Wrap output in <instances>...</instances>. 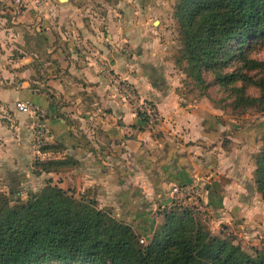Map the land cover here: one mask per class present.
I'll list each match as a JSON object with an SVG mask.
<instances>
[{"label": "crops", "instance_id": "0c3cea01", "mask_svg": "<svg viewBox=\"0 0 264 264\" xmlns=\"http://www.w3.org/2000/svg\"><path fill=\"white\" fill-rule=\"evenodd\" d=\"M15 19L0 29V192L47 174L35 162L49 160L62 163L48 174L54 184L69 191L77 185L78 197L96 199L137 232L156 228L174 186L191 184L203 187L212 223L264 220L248 161L258 134L178 94L180 81L162 64L147 21L110 33L105 44L101 32L85 28L82 36L76 22L74 35L52 22L32 31ZM61 23L69 27L71 18ZM119 83L151 102L159 123L144 120ZM19 101L43 117L19 112ZM43 145L52 149L42 152Z\"/></svg>", "mask_w": 264, "mask_h": 264}, {"label": "trees", "instance_id": "16d2710c", "mask_svg": "<svg viewBox=\"0 0 264 264\" xmlns=\"http://www.w3.org/2000/svg\"><path fill=\"white\" fill-rule=\"evenodd\" d=\"M176 20L183 43L177 64L205 89V75L226 87L235 108L264 106V61L248 57L249 42L264 41V0H180ZM237 60L240 68L227 71ZM241 83V85H238ZM259 90L258 97L246 87ZM144 120L148 117L140 115ZM254 182L264 199V136ZM49 145L41 146L49 152ZM61 162H35L40 173L60 171ZM191 212L177 205L164 210V222L144 245L130 224L100 208L96 199L76 197L49 178L39 192L16 201L0 193V264H264L224 235H214Z\"/></svg>", "mask_w": 264, "mask_h": 264}, {"label": "rangeland", "instance_id": "374dc122", "mask_svg": "<svg viewBox=\"0 0 264 264\" xmlns=\"http://www.w3.org/2000/svg\"><path fill=\"white\" fill-rule=\"evenodd\" d=\"M179 1L180 0H67L66 2H61L59 0H0V29H2V26H11L12 18H16L15 20L19 18L21 22L28 23L32 31L41 30L43 26H49V22H52L56 28L63 29V32L66 31L67 33L75 35L71 27L73 24L75 25L76 22V26L81 29L80 34L82 36L85 28L87 32L92 34L91 36H96L98 32H101L102 41L100 42L108 44V36L110 33L118 34L119 36L120 33L124 34L129 32V29L133 30L134 28H138L137 25H139L141 21H147L151 40L156 41L160 48L159 53H161L163 58L162 64H165L168 70L173 72L171 74H176L177 79L180 81L178 94L182 96L184 100L191 103H196L200 100L208 102L213 109L218 112L221 111L229 123L239 125L241 128L240 130H244L245 128H247V130L248 128L255 129L256 134H258L256 135V146L252 144L253 148L250 150L248 160L249 163L253 164L251 175L254 182V172L256 169L255 158L261 151L263 144L264 106L249 107L246 110L242 107L237 109L233 105L232 94L226 87L215 83L210 73L205 75L206 82L210 84L203 89L201 84H197L196 80L188 75L185 70L187 66L185 62L177 64V60L180 58L183 48L176 20V8ZM38 18L41 19L39 20ZM62 18H71V25L69 24V27H67V25L62 27ZM38 26H40V28H38ZM127 26L129 28H126ZM81 35H79V37H82ZM90 41L93 42L92 40ZM77 44L80 46L78 41ZM122 48L127 49L124 44ZM151 48L154 50L153 47ZM245 52L251 59L264 61V41L249 42ZM240 67L241 63L234 60L225 70L232 71ZM244 72L255 78L264 75L259 70H244ZM238 85H241V83H238ZM246 91L249 96H259V90L252 85H248ZM244 140H246V138ZM225 141L228 140L226 139ZM48 179L49 175L43 174L33 179L29 178L22 186L16 181L12 189L1 192L9 195V190H11L12 194H10V196L12 199L16 201H19L21 198L22 200H26L29 193L39 192L44 188ZM54 179H57V176H54ZM71 191L78 197L79 190L77 185H74ZM262 200L264 202V199ZM180 207L191 212L190 214L212 234L224 235L225 238L231 239L239 244L245 251L254 254L257 250H264V220L261 219L257 221L256 224L250 225L247 223H212L215 215L210 209L209 213H202L197 211L191 203ZM108 212L115 217V214H113L111 210L108 209ZM115 218L117 219V217ZM163 218L164 216H162L160 223L157 224L155 229L147 228L138 232L142 244L146 245L149 242L154 232L163 224Z\"/></svg>", "mask_w": 264, "mask_h": 264}, {"label": "built area", "instance_id": "2783aa9c", "mask_svg": "<svg viewBox=\"0 0 264 264\" xmlns=\"http://www.w3.org/2000/svg\"><path fill=\"white\" fill-rule=\"evenodd\" d=\"M14 19V18H12ZM122 91L126 97L138 103V112L140 115L148 117L153 123L157 124L160 121V115L155 106L149 101H139L135 90L128 84L119 83ZM16 109L25 114H35V117L39 120L43 117V113L39 112L33 104L27 101H19L16 103ZM37 120V122H38ZM38 123H36L37 125ZM38 134L39 141H41ZM38 141V142H39ZM39 144V143H38ZM191 203L197 211L202 213H209V207L204 201V190L200 184H191L187 186H174L172 189V203L171 205L186 206ZM208 216V215H207Z\"/></svg>", "mask_w": 264, "mask_h": 264}, {"label": "water", "instance_id": "95a60500", "mask_svg": "<svg viewBox=\"0 0 264 264\" xmlns=\"http://www.w3.org/2000/svg\"><path fill=\"white\" fill-rule=\"evenodd\" d=\"M59 1H61V2H66L67 0H59Z\"/></svg>", "mask_w": 264, "mask_h": 264}]
</instances>
